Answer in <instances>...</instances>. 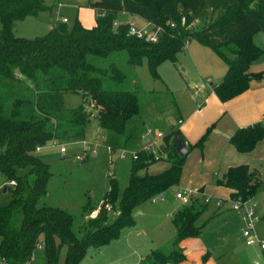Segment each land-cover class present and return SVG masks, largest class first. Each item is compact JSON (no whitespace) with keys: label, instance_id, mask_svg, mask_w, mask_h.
Returning a JSON list of instances; mask_svg holds the SVG:
<instances>
[{"label":"trees","instance_id":"obj_1","mask_svg":"<svg viewBox=\"0 0 264 264\" xmlns=\"http://www.w3.org/2000/svg\"><path fill=\"white\" fill-rule=\"evenodd\" d=\"M83 5L98 11L94 25L86 27L76 16L70 26L59 20L44 35L25 38L16 35L15 24L36 15L45 7L43 0H0V172L4 182L15 181L3 185L11 195L0 204V261L4 264H26L39 243L44 264H82L88 247L98 249L118 237L122 227L134 223V211L142 202L179 182L186 154L177 153L174 142L183 135L171 127L163 132L159 147L168 166L157 173H140L156 160L140 151L137 159L128 160L126 183L120 186L115 177H109L96 217L84 218L95 208L89 198L79 215L44 201L51 171L36 155L37 146L59 137H88L92 121L107 134L113 149L130 148L138 137H133L134 131L142 132L141 119L133 125L140 105L125 74L115 62L100 65L94 59L104 60L124 50L129 65H140L145 58L157 77V66L165 59L174 62L176 53L193 38L226 65L222 79L213 85L222 101L244 91L251 79L262 74L250 71L249 65L264 54V47L252 41L254 33L264 32V0H87ZM122 12L139 16L153 29H163L155 41L129 33L134 22H116ZM195 19L199 24L188 26ZM66 94L77 95L80 101L68 107ZM210 131L211 126L187 150L201 147ZM263 136L264 125L259 121L237 128L229 141L244 152ZM216 183L230 189V200L244 201L253 197L260 179L247 163H239L229 166ZM105 203L115 214L111 221ZM205 207L191 194L188 204L172 216L175 234L170 249H152L138 264L184 260L180 241L200 233L206 221L195 222Z\"/></svg>","mask_w":264,"mask_h":264},{"label":"rangeland","instance_id":"obj_2","mask_svg":"<svg viewBox=\"0 0 264 264\" xmlns=\"http://www.w3.org/2000/svg\"><path fill=\"white\" fill-rule=\"evenodd\" d=\"M68 1L43 0L45 7L39 10L36 15L27 16L16 22L14 32L16 35L25 38H33L48 32L52 26L59 22V17L67 18L65 22L67 26L72 25L77 15L84 22L93 19V12L94 10L96 12V9L93 10L92 7L88 6L77 7V3L85 4L87 0H70L75 1L73 4L67 3ZM131 18L134 19L133 25L136 28H140L142 25H146L147 28L150 27V24L139 16L131 17L124 12L117 15L116 22H130ZM198 24L199 20L195 19L192 26L196 27ZM252 41L256 45L264 47V32L254 33ZM126 58V52L122 50L111 54L110 57L104 60L98 58L94 61H97L100 65L115 62L117 67L123 71L127 78L128 88L134 89L139 99L140 109L133 125L137 126L139 119L141 121L146 120L152 125L151 128L155 127L154 130L156 131L157 129H160L158 131L168 130L170 125H175L177 120L175 102L181 103L182 100H186L191 103L188 95L193 93L194 88L190 89L187 85L190 79L196 76L197 73L207 69H215L217 66L214 65V62H218L225 67V63L214 51L201 45L193 38L187 41L183 48L176 53L174 62L165 59L157 66V77L150 72L145 58L140 65L136 66L129 65ZM261 58L251 62L253 69L261 66ZM203 83L207 85V81L203 80ZM79 101L80 97L77 95L66 94L64 96V104L68 107L76 105ZM88 136L71 139L59 137L36 150V155L43 162L49 164L51 171L47 183L48 196L44 198V201L67 209L74 215L80 214L81 205L88 198L89 204L100 207L101 199L109 189V177L115 175L119 185H122L126 183L128 176V160L119 159L118 149H114L109 156L111 162L107 161L106 152V157L102 155L101 150H105L104 147H99L96 152H88L91 144L83 143V139L89 138L91 141H102L108 144L107 137H103V132L95 126L94 121L90 124ZM137 136L139 137L140 134L134 131L133 137L136 138ZM140 142H142L141 139ZM60 146H64L65 150L60 151ZM134 148H138V145ZM84 151L88 152V155L82 159L80 156ZM157 160L168 162L165 155L155 161ZM121 163H124V165L122 166ZM145 171L148 172L147 168L141 169L139 172L145 173ZM4 180L6 179L0 172V204L6 203L11 195L9 189L3 192V185L8 182H3ZM175 192L176 189L167 190L160 198H156V201L147 200L135 209L134 223L132 224L136 226L134 227L135 232L132 234L133 237L137 232V237L134 239L135 244L149 242L153 246L161 245L159 247L162 249H170V241L175 234V227L171 220L172 216L188 204V202L183 203L179 198L177 199ZM197 197L206 204V207L195 223L201 224L205 221L206 223L197 235L199 243H190L187 246L190 258L194 260L201 245L203 249L208 251L206 257H202L204 264H257V262L264 264V250L256 244L247 245L245 243V237L242 234L245 222L237 210L229 208L232 202H223L225 210L219 215L209 218L213 214L212 211H214V201L212 199L210 201L205 200L204 196ZM176 208L178 209L176 210ZM107 211L109 221H111L115 214L112 209ZM166 213H170L171 216ZM124 231L130 232V227H122L118 235L119 238L116 237L110 240L98 249L88 247L82 259V264H117V261L125 263L128 257L125 256L127 250H125L124 240L121 237ZM165 238L170 239V241L164 244L167 240L161 241ZM63 251L62 249L61 257L64 255ZM44 263V249L40 244L33 250L29 264Z\"/></svg>","mask_w":264,"mask_h":264},{"label":"crops","instance_id":"obj_3","mask_svg":"<svg viewBox=\"0 0 264 264\" xmlns=\"http://www.w3.org/2000/svg\"><path fill=\"white\" fill-rule=\"evenodd\" d=\"M67 3L73 4L75 1L69 0ZM77 4V7L84 6L80 2ZM94 9L95 8H93V10ZM96 12L94 10V17L92 20L88 19V21L84 22L83 19H78L82 25L90 27L95 23L98 11ZM130 16L133 17L132 15ZM130 22H134V19L131 18ZM260 57H262L260 60L261 66L257 69H253L251 66L252 63H250L249 70L252 72L262 71V74L257 78L251 79L249 81L248 88L230 99L224 101L220 100L213 90V85L222 79L226 70V65L224 67L218 62H214V65L217 66L215 69H207L206 71L197 73L196 76L187 82L190 89L194 88L193 93L188 95L192 104L186 100H182L181 103L175 102L177 120L175 125H170L169 128H179L186 146L190 143H194L207 127L211 126V131L201 147L193 146L187 150L179 182L177 185L171 186L167 190L176 189V192L184 190L186 192H190L192 195L199 197L204 196V199H208V201L212 199L214 201V211H212V213L217 216L225 210L223 202L232 201L229 198L230 189L217 184L216 179L221 177L229 166L239 163H247L250 169L254 170L260 179L257 191L250 199V202L253 204L257 214L261 217V219L257 222L259 223L258 226L256 224V231L259 236L263 237L264 136L256 142L255 146L251 150L244 152L238 151L229 141L230 136L237 128L259 122L264 117V54ZM203 80L207 81V85L203 83ZM142 124L143 127L141 128V137L147 132L156 131L154 130L155 127L151 128L152 125H150L146 120L142 121ZM100 130L103 132L102 129ZM158 130L160 129H157V131ZM164 131L166 130L161 132ZM106 136L107 134L103 132V137L105 138ZM139 140L140 139L137 138L136 143L130 148L137 147V145L139 146ZM101 151L103 152L102 155L106 157V151L103 149ZM121 165L123 166L124 163H121ZM167 166L168 162L164 160H157L149 164L147 170L148 173H157L165 169ZM113 177H115V175H113ZM164 192L162 194H164ZM229 208L233 209L232 204ZM177 209L178 208H176V210ZM167 215L171 216L170 213ZM128 227H130V232L124 231L121 236L124 240L123 244L125 245V250H127L125 256H127L128 259L125 263L117 261V264H138L144 256L150 252V250L160 248L159 246H161H153V244L149 242L135 244L136 241L134 239L137 237V232L134 237L132 234L135 232L134 227L136 226L130 225ZM165 240H167V238L163 239L161 242H164ZM169 241L170 239L165 241L164 244ZM190 243H199L198 236L186 237L180 241L181 249L185 254V259L178 262V264H204L202 257L203 254L208 251L203 249L200 245V249L198 251L199 253L195 255L193 260L190 258L188 253L187 246ZM257 264L259 263L257 262Z\"/></svg>","mask_w":264,"mask_h":264},{"label":"built area","instance_id":"obj_4","mask_svg":"<svg viewBox=\"0 0 264 264\" xmlns=\"http://www.w3.org/2000/svg\"><path fill=\"white\" fill-rule=\"evenodd\" d=\"M59 20L61 21H67L66 17H59ZM185 22V18H181V23L183 24ZM195 20H193L188 26H192L194 24ZM170 26L174 25V22H168ZM163 28L160 26H155L153 29L151 26L147 28L146 25L141 26L140 28H136L135 25L132 24V26L129 29V33L136 34L139 37L146 36L148 39L155 41L157 38L158 33ZM260 123L264 125V117L260 120ZM162 134L161 131L156 132H147L142 135L140 145L138 148H124V147H118V157L121 160H134L137 159L139 156L140 151H145L147 153H151L152 156H154L155 159L161 158L164 156V153L160 152L159 147L162 144ZM83 143L91 144V147L88 148V152H96L99 147H104L106 153H107V161L111 162L110 155L114 151L112 146L109 144L101 143L99 141H91L88 139H83ZM60 151H64L65 147L60 146ZM40 149L39 146L36 147V150ZM88 152L84 151L82 156L80 158H85L88 155ZM8 184L14 185L15 181L10 180L8 181ZM191 193L179 190L175 193V196L179 198L183 203H187L189 201ZM161 197V195H155L151 198V200H155L156 198ZM208 200V199H206ZM232 201V208L237 210L240 213V216L242 220L245 222V227L242 229V234L245 237V243L247 245L256 244L259 246L260 249L264 250V236L261 237L258 235L256 231V224L261 219V217L256 213L253 204L250 202V200H244L241 201L239 199H234ZM104 207L107 210H111V206L109 203H105ZM99 206L91 209L87 214L86 218H94L97 216L99 212ZM39 243L38 245H40ZM37 245V246H38ZM42 245V244H41ZM0 264H4L0 261ZM29 264V261L26 263Z\"/></svg>","mask_w":264,"mask_h":264},{"label":"water","instance_id":"obj_5","mask_svg":"<svg viewBox=\"0 0 264 264\" xmlns=\"http://www.w3.org/2000/svg\"><path fill=\"white\" fill-rule=\"evenodd\" d=\"M132 23V22H131ZM175 149L177 151V153L180 155V156H183L186 154L187 152V146H186V143L184 141V138L183 136H179L175 139ZM6 190V187L4 186L3 187V192H5Z\"/></svg>","mask_w":264,"mask_h":264}]
</instances>
